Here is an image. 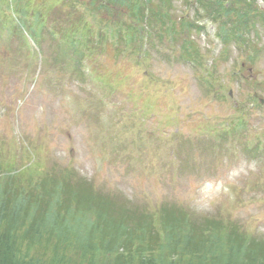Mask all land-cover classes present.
Returning a JSON list of instances; mask_svg holds the SVG:
<instances>
[{"label": "rangeland", "instance_id": "1", "mask_svg": "<svg viewBox=\"0 0 264 264\" xmlns=\"http://www.w3.org/2000/svg\"><path fill=\"white\" fill-rule=\"evenodd\" d=\"M154 1L0 0V173L264 243V16Z\"/></svg>", "mask_w": 264, "mask_h": 264}, {"label": "trees", "instance_id": "2", "mask_svg": "<svg viewBox=\"0 0 264 264\" xmlns=\"http://www.w3.org/2000/svg\"><path fill=\"white\" fill-rule=\"evenodd\" d=\"M192 1L222 26L264 16L256 0ZM129 8L141 20L169 14L154 0ZM38 177L0 173V264H264L263 242L232 240L190 219L173 222L162 209L156 219L111 212L108 199L67 172L52 181Z\"/></svg>", "mask_w": 264, "mask_h": 264}]
</instances>
